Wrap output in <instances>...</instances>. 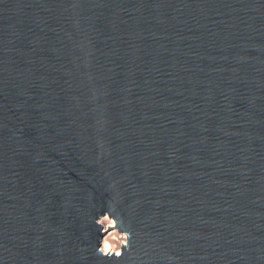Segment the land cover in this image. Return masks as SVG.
Returning <instances> with one entry per match:
<instances>
[{"label": "water", "instance_id": "95a60500", "mask_svg": "<svg viewBox=\"0 0 264 264\" xmlns=\"http://www.w3.org/2000/svg\"><path fill=\"white\" fill-rule=\"evenodd\" d=\"M0 264H264V0H0Z\"/></svg>", "mask_w": 264, "mask_h": 264}, {"label": "clouds", "instance_id": "9594fccd", "mask_svg": "<svg viewBox=\"0 0 264 264\" xmlns=\"http://www.w3.org/2000/svg\"><path fill=\"white\" fill-rule=\"evenodd\" d=\"M94 223L102 236L96 248L97 254L102 259L118 261L126 252L132 253L133 234L124 223L114 202H109L108 211L96 218ZM168 259L175 260L176 258L169 257Z\"/></svg>", "mask_w": 264, "mask_h": 264}]
</instances>
